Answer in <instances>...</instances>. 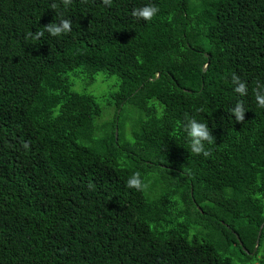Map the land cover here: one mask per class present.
Returning <instances> with one entry per match:
<instances>
[{
	"label": "trees",
	"instance_id": "obj_1",
	"mask_svg": "<svg viewBox=\"0 0 264 264\" xmlns=\"http://www.w3.org/2000/svg\"><path fill=\"white\" fill-rule=\"evenodd\" d=\"M258 91L264 0H0V264H264Z\"/></svg>",
	"mask_w": 264,
	"mask_h": 264
},
{
	"label": "clouds",
	"instance_id": "obj_2",
	"mask_svg": "<svg viewBox=\"0 0 264 264\" xmlns=\"http://www.w3.org/2000/svg\"><path fill=\"white\" fill-rule=\"evenodd\" d=\"M105 4H110L111 0H104ZM159 9L152 5H146L140 8L133 9L132 15L137 19H143L144 21H151L157 14ZM71 30V21L67 19L61 20L58 24L51 23L45 27L44 31H47L53 37H59L62 34H67ZM44 31H38L35 34L28 33V36L32 39H39L44 36ZM232 83L234 85V92L240 96L247 94V86L240 80L238 76L233 74ZM256 103L258 107L264 108V91H258L256 96ZM236 121H242L244 119L245 109L243 104L237 102L235 107L231 109ZM184 132L190 142V147L195 154L203 153L204 156L209 155V152L204 148V142L212 143V136L208 130L207 125L198 122L195 118H191L184 125ZM27 147V145H25ZM126 187L129 189L139 190L142 187V180L140 173H134L126 181Z\"/></svg>",
	"mask_w": 264,
	"mask_h": 264
},
{
	"label": "rangeland",
	"instance_id": "obj_3",
	"mask_svg": "<svg viewBox=\"0 0 264 264\" xmlns=\"http://www.w3.org/2000/svg\"><path fill=\"white\" fill-rule=\"evenodd\" d=\"M113 82H116L115 78H110V79H106L103 78L102 76H98L95 81H93L92 83L87 84H82V82H78L76 84L75 89L76 90H80V92H82V89H85L87 93H91L96 97V100L98 102V105L101 108H104V110L107 113V109L109 108L108 106V102L106 101V95L110 89V87H112ZM136 116V112H132L129 110L128 114L126 115V117L131 120L134 119Z\"/></svg>",
	"mask_w": 264,
	"mask_h": 264
},
{
	"label": "water",
	"instance_id": "obj_4",
	"mask_svg": "<svg viewBox=\"0 0 264 264\" xmlns=\"http://www.w3.org/2000/svg\"><path fill=\"white\" fill-rule=\"evenodd\" d=\"M208 65V64H207ZM207 65L205 66V68L207 67ZM205 71V70H204ZM115 138H117V132H115ZM262 229V227H261ZM261 229H260V232L258 233V238H257V241H256V244L258 245V240H259V236L261 234ZM245 250V249H244Z\"/></svg>",
	"mask_w": 264,
	"mask_h": 264
}]
</instances>
